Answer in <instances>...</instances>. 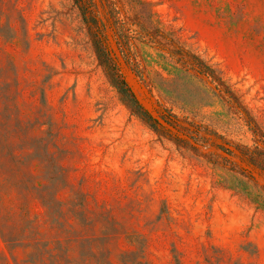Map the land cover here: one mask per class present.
Here are the masks:
<instances>
[{"label": "rangeland", "instance_id": "obj_1", "mask_svg": "<svg viewBox=\"0 0 264 264\" xmlns=\"http://www.w3.org/2000/svg\"><path fill=\"white\" fill-rule=\"evenodd\" d=\"M0 264H264V0H0Z\"/></svg>", "mask_w": 264, "mask_h": 264}, {"label": "trees", "instance_id": "obj_2", "mask_svg": "<svg viewBox=\"0 0 264 264\" xmlns=\"http://www.w3.org/2000/svg\"><path fill=\"white\" fill-rule=\"evenodd\" d=\"M113 83L115 84L118 91L122 94V96L127 100V102L139 113V115L150 124L158 123V120L152 115V113L144 107V105L139 101L135 92L128 85V83L120 78L116 74H111Z\"/></svg>", "mask_w": 264, "mask_h": 264}]
</instances>
